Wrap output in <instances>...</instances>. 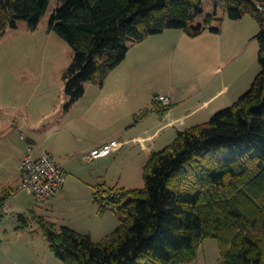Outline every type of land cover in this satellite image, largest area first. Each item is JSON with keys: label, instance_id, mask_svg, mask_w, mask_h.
Listing matches in <instances>:
<instances>
[{"label": "trees", "instance_id": "1", "mask_svg": "<svg viewBox=\"0 0 264 264\" xmlns=\"http://www.w3.org/2000/svg\"><path fill=\"white\" fill-rule=\"evenodd\" d=\"M203 1L57 0L48 29L73 52L63 74L64 109L83 96L86 82L102 85L129 48L148 35L168 28L190 36L219 32L211 25L219 19L215 6L197 20ZM218 1L230 19L250 12L259 20V71L229 106L177 130L169 144L151 151L143 186L94 187V202L111 207L119 219L99 241L39 215L49 248L64 264L188 263L206 237L217 240L218 264H264V0ZM49 2L0 0V37L20 20L35 30ZM7 198L0 196V210ZM18 220V228L27 227L22 213Z\"/></svg>", "mask_w": 264, "mask_h": 264}, {"label": "rangeland", "instance_id": "2", "mask_svg": "<svg viewBox=\"0 0 264 264\" xmlns=\"http://www.w3.org/2000/svg\"><path fill=\"white\" fill-rule=\"evenodd\" d=\"M213 1H203L204 11L197 20L202 21L206 12L214 10ZM218 4L219 7L217 4L215 7L219 19L213 20L211 25L218 26L219 32L206 29L190 36L183 29L168 28L148 35L129 48L125 58L105 80H154L153 85L147 82L139 88L140 105L148 101L151 104L153 98L149 90L153 88L158 92L169 80H219L213 87L222 91L214 97L211 107L215 110L210 115L229 106L248 89L259 71L260 23L250 12L239 19H230L222 2ZM56 5L57 0H50L35 30L28 29L25 21L20 20L17 27L7 28L0 37V133L6 132L0 139V196L9 195L7 204L0 210V264H64L51 251L43 234L38 218L41 203L19 188L20 180L7 184V178L2 177V170L13 168L14 157L24 146L21 135L40 130L37 140L46 138V125L40 122V112L58 107L53 113L57 115L51 119L64 114L63 74L72 61L73 52L62 37L48 29ZM85 90V95L72 104L60 121L62 128L70 120L77 121L79 131L75 129L71 133L74 137L80 136V143L93 137L101 139L112 122L134 124L140 117L141 110L133 118L132 108L115 110L118 108L115 106L110 110L105 103H96L99 93L95 83L86 82ZM210 115L204 119H209ZM131 149L127 147L107 160L87 162L80 154L76 156V170L69 169L66 176L74 188L70 187L63 196L57 195L53 211L46 218L57 228L66 225L90 234L94 241L112 231L119 223L118 216L111 207L100 208L99 203L93 201V191L98 185L96 182L127 188L143 186V167L149 153L135 157L139 152L132 153ZM121 171L125 173L122 177ZM19 213L26 218L27 227L23 229L17 227L22 223L18 220ZM218 256L217 240L206 237L198 246L197 257L182 264H218Z\"/></svg>", "mask_w": 264, "mask_h": 264}, {"label": "crops", "instance_id": "3", "mask_svg": "<svg viewBox=\"0 0 264 264\" xmlns=\"http://www.w3.org/2000/svg\"><path fill=\"white\" fill-rule=\"evenodd\" d=\"M213 2L214 6L217 4L219 7L218 3L220 2L218 0H214ZM153 81L154 80H104L102 85L96 84L99 96L96 98L95 102L105 103L106 108L108 107L110 110L115 106L118 107L115 108V110H126V108H128L129 111L130 108H132L131 115H133L134 118L138 110H141V113L145 109H151L145 116H140L136 119L134 124L129 123L126 125V123H120L121 121L116 122V124L112 122L106 129L104 128L105 135L99 140H95L93 137V139H89V141L83 139L82 143H80V136L74 137V134L71 133L75 131V129L79 131L80 125L76 123L77 121L70 120L64 128L61 127L60 121L61 119L63 120L72 105L68 109H64L63 115L52 119V116L57 115L53 113H56L54 111L59 109L58 107L53 109V111L49 110V112L42 110V112H40V122L46 125V138L44 140H37V137L41 134L40 130H37L35 134L21 135L20 139H23L24 146L15 155V160H13L12 163L13 168L11 170L8 168L5 170L1 169L3 180L7 178L5 180L8 182L7 184L13 180H20L19 166L28 144L32 146V153L35 157H38L43 152H48L55 162L62 166L65 178L68 176L69 169L74 168L75 172L76 169L74 165L76 156L80 154V156L86 160L83 157L84 154L90 149L109 140H118L121 144L111 154L93 160H107L110 155H119V152L125 150L127 147L132 148L130 150L132 153H134L133 151L139 152L138 154L136 153L137 155L135 157L139 156V154H141V157L145 156V154H150L151 151L161 149L169 144L175 138L177 130H183L189 126L208 120L204 118H208L211 112L215 110L211 107L213 99L222 91V89L218 90L215 88L219 80H169L158 92L153 91V88L149 90L150 96L153 98L151 99V104L149 103L150 101H148L140 105L138 102V98L140 97L139 88L143 87L147 82L153 85ZM223 81L224 80H221V83H223ZM85 91L83 95H85ZM209 93H211L210 97ZM160 94L168 95L171 99V106L165 111H159L162 104L155 100V97ZM131 97L134 98L130 100ZM122 100H124L125 103H123ZM67 101L68 97L65 95L63 108ZM96 103L94 104L100 106ZM200 111L204 112V114H201ZM5 133L6 132L1 131L0 139L5 136ZM56 134L59 136L53 140L52 138H54ZM133 148H135V150H133ZM93 160L86 161L90 162ZM120 174L122 177L125 173L121 171ZM4 175L6 176L4 177ZM89 175L92 176L90 172ZM70 176L73 177L72 174ZM90 176L89 178H91ZM71 182L72 181L69 180L67 181L66 178L62 189L47 202L40 205V215L44 217L50 215V212L53 211V202L57 195L60 194V196H63L70 187L74 188V184L72 182L71 185ZM102 183L105 184V182ZM95 184H99V182ZM7 200L9 199H6L3 208L7 204Z\"/></svg>", "mask_w": 264, "mask_h": 264}, {"label": "built area", "instance_id": "4", "mask_svg": "<svg viewBox=\"0 0 264 264\" xmlns=\"http://www.w3.org/2000/svg\"><path fill=\"white\" fill-rule=\"evenodd\" d=\"M155 100L162 105L171 103L168 95L160 94ZM121 144L118 140H109L90 149L84 158L93 160L111 154ZM19 188L32 194L38 203L47 202L65 183V176L61 165L55 162L48 152H43L38 157L33 156L32 146H26L25 154L19 166Z\"/></svg>", "mask_w": 264, "mask_h": 264}]
</instances>
